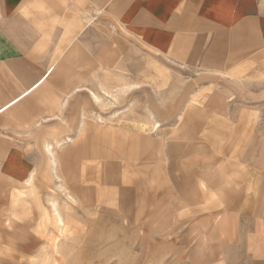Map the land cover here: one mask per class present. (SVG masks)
<instances>
[{
  "label": "rangeland",
  "instance_id": "rangeland-1",
  "mask_svg": "<svg viewBox=\"0 0 264 264\" xmlns=\"http://www.w3.org/2000/svg\"><path fill=\"white\" fill-rule=\"evenodd\" d=\"M93 18L108 27L110 69L22 137L28 177L0 181V264H246L221 246L236 219L235 119L193 109L184 66L135 43L116 53L123 30L112 14ZM89 136L102 151L93 158ZM71 183L104 200L85 207Z\"/></svg>",
  "mask_w": 264,
  "mask_h": 264
},
{
  "label": "crops",
  "instance_id": "crops-1",
  "mask_svg": "<svg viewBox=\"0 0 264 264\" xmlns=\"http://www.w3.org/2000/svg\"><path fill=\"white\" fill-rule=\"evenodd\" d=\"M96 11L107 24L112 14L128 38L116 53L135 43L184 66L192 108L235 119L225 124L235 132L228 160L238 195L228 213L236 219L221 246L236 248L239 262L264 264V0H0V181L27 179L22 137L61 117L78 89L92 93L95 69H110V33L94 24ZM92 137L83 145L91 158L102 154ZM70 186L85 207L102 200Z\"/></svg>",
  "mask_w": 264,
  "mask_h": 264
},
{
  "label": "bare ground",
  "instance_id": "bare-ground-1",
  "mask_svg": "<svg viewBox=\"0 0 264 264\" xmlns=\"http://www.w3.org/2000/svg\"><path fill=\"white\" fill-rule=\"evenodd\" d=\"M54 215H55L56 222L59 223L60 225H62L63 224L62 218H61V216H60V214L56 208L54 211Z\"/></svg>",
  "mask_w": 264,
  "mask_h": 264
}]
</instances>
